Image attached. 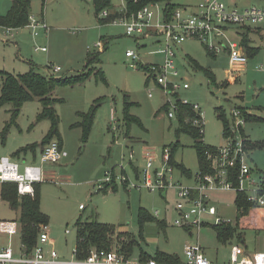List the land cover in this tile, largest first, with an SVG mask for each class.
I'll list each match as a JSON object with an SVG mask.
<instances>
[{
	"label": "rangeland",
	"instance_id": "374dc122",
	"mask_svg": "<svg viewBox=\"0 0 264 264\" xmlns=\"http://www.w3.org/2000/svg\"><path fill=\"white\" fill-rule=\"evenodd\" d=\"M202 1L173 0V4L177 9L194 11ZM225 4L239 14L246 9L264 8V0H225ZM111 5L119 10L125 2L111 0ZM163 8L161 4L151 9L154 21ZM10 9V0H0V16H6ZM30 15L43 21L47 31L38 30V35L33 36L26 26L11 28L9 32L0 27V72L19 76L33 68L43 77H50L46 68L49 65L61 68L53 74L55 78L91 72V77L83 83L58 87L51 94L52 98L62 100L54 104V109L67 157L57 164H44L46 179L38 185L39 208L49 217L47 232L53 242L44 245V251L53 250L60 259L71 261L76 250L77 221H97L114 228V250L121 252L122 248L117 244V235L126 233L134 239L131 259H138L140 252L150 257L162 252L175 254L185 263L184 247L196 243L214 264H227L230 247L234 245L242 246L250 255L264 253V229L258 227L260 222L253 227L237 225L234 191L217 188L205 192L209 203L236 229L233 237L223 243L217 237L213 218L203 217L207 225L193 229L191 235L173 226L177 218L174 208L180 202L176 189L149 191L144 187V171L161 170L165 163L164 149L171 152L175 144L174 161L191 175H182L171 168V172L165 173L167 181L186 188L197 185L199 163L193 142L187 133L180 134L178 139L175 135L180 127L173 109L176 99L199 107L203 143L215 149L226 146L225 123L231 127L240 120L232 117L234 110L246 108L264 119V24L251 28L249 34L241 26H229L220 39L228 46L241 44L247 36L250 46L258 48L242 72H232L238 78L232 84L225 85L231 70L226 52L212 58L206 45L193 38L177 45L174 61L178 76L169 79L179 85L186 83L188 88L184 90L180 86L177 94L170 96L149 77V65L143 69L131 67L137 61L125 56L126 51H133L141 57L142 65L160 64L161 48L153 40L139 39V35L127 36L119 25L101 24L93 0H32ZM98 42H102V49L94 47ZM41 48L46 50H38ZM87 52L98 57L85 68ZM191 60L207 68L215 83L195 71L190 66ZM94 68L101 74L96 75ZM2 82L0 74V97ZM12 109L10 103L0 105V135L7 129L4 141L0 139V157H10L21 164L39 163L41 144L50 128L48 120L36 119L41 103L36 98L26 101L15 118ZM125 109L137 122L126 125ZM91 110L94 120L84 141L82 128L78 126L82 121L79 114L87 115ZM167 112L174 113V117L169 119ZM241 129L250 140L264 141V121H245ZM34 144H37L35 157L31 151L13 157L21 148ZM245 156L250 178L253 181L264 178V149L248 151ZM149 158L153 160L150 169L146 167ZM106 173L114 182L103 183V188L107 186L103 193L98 186ZM1 186L0 183V189ZM140 208L153 217L154 211H158V216L146 221L142 228L138 223ZM18 219L19 211L11 210L0 198V221ZM9 245L13 256H19V234L11 238L0 235V249Z\"/></svg>",
	"mask_w": 264,
	"mask_h": 264
},
{
	"label": "built area",
	"instance_id": "2783aa9c",
	"mask_svg": "<svg viewBox=\"0 0 264 264\" xmlns=\"http://www.w3.org/2000/svg\"><path fill=\"white\" fill-rule=\"evenodd\" d=\"M135 2L137 0H134ZM160 3H149L137 9L128 17L116 18L109 24L119 25L125 29V34L139 39L153 40V44L161 48L158 53L163 56L160 64L142 65V59L139 54L133 51L125 53L126 58L132 60L131 67L146 68L148 66L149 77L160 86L165 94L175 96L176 89L182 87L187 89L188 85L174 83L169 77L175 78L178 72L175 67V47L188 38H193L206 45V48L213 55L220 52H227L229 57V65L231 70L228 72L230 79H235L232 72L237 71L240 66L247 63L248 57L243 47L238 43H230L224 45L220 39L224 36L225 30L229 26H241L242 28H256L259 24H264V8L249 9L239 14L236 10H230L225 4V0H203L193 10L187 8L174 9L168 11L167 8L161 9L157 19L154 21V14L151 11L153 7L158 8ZM165 7V6H164ZM117 12H125L123 8L116 10ZM108 11H103L100 18L108 16ZM27 28L31 29L32 35L37 36L38 30L47 31V26L43 21H39L33 16H29ZM7 32L11 28H6ZM98 49H102V42L94 45ZM45 51V48L38 49ZM49 76L61 71L60 66H46ZM52 72V75L49 73ZM151 97V94H149ZM178 100V99H176ZM180 101V100H179ZM176 102V101H175ZM181 104L190 105L186 101H180ZM196 112L197 118L192 124L198 127L201 132L202 118L200 116L199 107L191 105ZM174 113H176L177 105L174 104ZM174 113L167 112L169 119L174 117ZM233 118H240L237 124H233L230 132L232 138H228L226 146L216 149L215 154L208 155V160L212 169L211 174H197V185L194 188L182 187L180 184L174 186L168 182L165 176L166 172H171V166L168 164L169 150L164 149V165L161 170L150 173L144 171V187L149 191H165L168 189H176L180 202L176 203L174 210L177 212V218L173 222V226L185 229L188 233L193 229H200L207 224L203 223V217L213 218V227L231 225L230 220H224L217 209L207 200L206 191L220 188L222 190H232L235 193H242L247 203L253 207L255 211L263 212L260 215L251 214L247 216L250 221L246 223H256L264 221V180L253 181L250 178L251 170L245 163L246 151L242 148L241 135L239 129L241 124L245 122L240 110L232 112ZM239 135V137H237ZM67 157V152L60 147L57 141H51L40 150L39 163L21 164L19 161L10 157H0V183H11L16 185L18 196H34V185L43 182L46 179L43 172V166L47 163L57 164ZM153 160L149 158L146 167H152ZM237 169L235 183L231 181V170ZM115 179H118L117 177ZM114 182L113 178L106 173L105 179L99 184L102 189L103 183ZM82 210L83 206L80 205ZM237 212V210H236ZM154 217L158 216V211H154ZM243 221V222H244ZM242 222V223H243ZM245 223V224H246ZM261 225V224H260ZM260 227V226H258ZM0 234L9 238L19 234V226L17 221H0ZM53 243L48 238L47 225H41L37 243L30 254H25L21 246L19 256H13L11 246L0 250V264H162L154 259L140 260L126 257L122 252L114 249L97 250L92 249L88 255L83 258H77L75 251L71 261L62 260L53 250L44 251V245ZM185 263L181 264H214L206 257L204 249L200 244L186 245L184 247ZM227 264H264V253L247 254L240 245L230 247Z\"/></svg>",
	"mask_w": 264,
	"mask_h": 264
},
{
	"label": "trees",
	"instance_id": "16d2710c",
	"mask_svg": "<svg viewBox=\"0 0 264 264\" xmlns=\"http://www.w3.org/2000/svg\"><path fill=\"white\" fill-rule=\"evenodd\" d=\"M11 1V9L9 10L6 16H0V27L3 28H21L27 25L28 18L30 16V8L32 0H10ZM125 2V12H117L115 9H112L111 0H93V4L95 7V14L99 17L101 12L108 11V16L105 18L98 19L101 24L111 23L116 18H122L123 16L128 17L130 14L134 13L137 9L149 3H160L168 9V11H173L175 8L173 4V0H124ZM251 28H246V32L249 34ZM250 41L247 36H244L242 39V43L240 44L246 52L248 58H252L258 52V48H253L250 46ZM207 53L215 58V55L210 53L206 48ZM97 55H90L88 53L85 68L90 64L97 61ZM190 66L195 71H200L203 73L210 82L215 83V79L213 78L212 73L207 68H202L198 65V63L194 60L190 61ZM96 70V68L92 69V71ZM97 71V70H96ZM95 71V72H96ZM93 73V72H92ZM3 77L2 87H1V97H0V105L10 103L13 107L12 109V117L15 118L20 111L22 105L28 101L36 98L41 103L42 109L40 113L37 115V121L48 120L50 123V128L48 130L47 136L43 140L41 144V149L43 146L51 142L52 140H57L60 147L62 146V142L60 139V135L58 132L59 125V117L54 109L55 103H60L62 100L57 98H52V92L62 86H74L76 84L83 83L87 78L91 77V72L82 73V74H74L71 76H63L60 78H55L53 76L43 77L39 73L35 72L33 68L30 69L29 72L19 75L13 76L6 72H0ZM101 73L97 71L96 75H100ZM101 77V76H100ZM227 85V83L225 84ZM177 110L176 117L179 122V129L176 131L175 135L178 139L180 134L187 133L192 142L193 148L197 154V159L199 163V173L198 174H211L213 171L210 166V162L208 160V155L215 154L216 149L206 146L203 143V136L201 130L192 124V121L195 120L198 116L196 112L192 109L191 105L181 104L179 100H176ZM242 113L245 121H251L254 119H258L260 121H264L263 118L251 116L244 109H239ZM79 117L82 118L81 123H78V126L82 128L83 131V140L86 141L90 132V128L92 126L94 120V110L89 111L87 115L79 114ZM124 121L126 125L130 123L137 122L136 119L131 118L127 112L124 110ZM202 129V127H201ZM7 129L3 131L0 135L1 142L4 141ZM239 133L241 135L242 140V148L244 151L248 152L254 149H264V141H250L246 139L243 134L242 129H239ZM233 134L230 132V128L225 123L224 125V138H232ZM37 144L27 146L21 148L17 152L14 153L13 157H17L20 154H27L28 151H31L35 157L34 150ZM176 144L172 146L169 152L168 164L172 168L178 170L180 174L185 176H190V172L185 169L182 165L176 163L173 159V152L175 151ZM231 174V181L235 183V177L237 173V169H233L229 172ZM264 180V178H263ZM113 184V182H111ZM38 184L34 185V196H18L16 185L11 183H4L0 189V198L2 201L7 203L9 208L13 211H19V237L20 244L23 247L22 251L25 254H30L32 249L37 243L39 230L41 225H47L49 217L42 213L39 208V189ZM104 187V186H103ZM101 189V192L105 193L106 188ZM235 206L237 210V225L240 227H253L258 224H242L240 223L243 219L248 218L249 213L255 210L252 206L247 203L245 196L242 193H236ZM257 214V213H255ZM154 217L148 214L144 209L140 208L138 211V223L140 228L142 225ZM260 227L264 229V221H260ZM162 226V223L160 222ZM217 237L223 243L232 238L235 233V228L230 227V225H220L214 226ZM257 228L258 227H254ZM113 234L114 228L112 226L99 223L97 221H77L76 223V257L83 259L85 258L89 251L92 249L97 250H108L113 249ZM117 244L122 245L121 252L129 257L132 253V248L136 245L134 239L124 233L117 235ZM140 260L154 259L158 263L162 264H181V260L177 255L173 254H165L162 252H158L155 257H150L147 254L140 252L139 258Z\"/></svg>",
	"mask_w": 264,
	"mask_h": 264
},
{
	"label": "crops",
	"instance_id": "0c3cea01",
	"mask_svg": "<svg viewBox=\"0 0 264 264\" xmlns=\"http://www.w3.org/2000/svg\"><path fill=\"white\" fill-rule=\"evenodd\" d=\"M245 31H246V28H243ZM252 30V29H251ZM127 52V51H126ZM88 53V52H87ZM221 53H225V51H223V52H220L219 54H221ZM219 54H217V55H219ZM226 54H227V52H226ZM217 55H215V57L217 56ZM227 56H228V54H227ZM228 61H229V57H228ZM245 65L246 64H244V65H242V66H240L239 68H237L238 70L237 71H243L244 69H245ZM229 72V71H228ZM237 77H235V79H230V77H229V75H228V78H227V80H226V83H229V84H232V83H235L236 81H237ZM247 113H249L251 116H255V115H253V114H251L246 108H243ZM255 117H257V116H255ZM254 120H256V121H260V120H258V119H254ZM251 121H253V120H251ZM251 121H248V122H251ZM263 121V120H262ZM241 129V128H240ZM243 131V130H242ZM243 134H244V131H243ZM246 139H248V140H250L249 138H247V136H246ZM250 141H252V140H250ZM255 213H257V214H255ZM263 212H261V211H255V212H252L251 214H254V215H260V214H262ZM242 224H245V222H243ZM1 235V234H0ZM189 235H190V232H189ZM5 236V235H4ZM8 237V236H7ZM9 238V237H8ZM19 239H20V237H19ZM10 246V245H9ZM8 247V246H7ZM4 248H6V247H4ZM1 249H3V247H1ZM0 249V250H1ZM12 249V248H11ZM20 253H21V244H20ZM20 253H19V255H20Z\"/></svg>",
	"mask_w": 264,
	"mask_h": 264
}]
</instances>
